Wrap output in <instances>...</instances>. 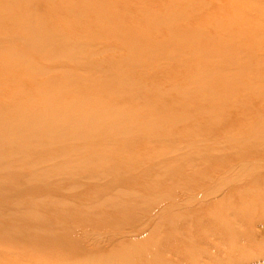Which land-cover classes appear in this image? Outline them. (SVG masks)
I'll return each mask as SVG.
<instances>
[{"label": "rangeland", "instance_id": "rangeland-1", "mask_svg": "<svg viewBox=\"0 0 264 264\" xmlns=\"http://www.w3.org/2000/svg\"><path fill=\"white\" fill-rule=\"evenodd\" d=\"M30 1L49 31L97 55V65L45 57L4 21L0 95H44L51 104L31 105L48 108L87 94L102 110L154 113V132L171 114L184 122L132 144L111 140L112 161L126 162L94 171L101 180L79 172L29 181L26 162L51 150L18 161L20 174L0 173V264H264V0ZM12 17L25 22L19 9H0ZM36 68L50 72L29 76Z\"/></svg>", "mask_w": 264, "mask_h": 264}, {"label": "bare ground", "instance_id": "bare-ground-1", "mask_svg": "<svg viewBox=\"0 0 264 264\" xmlns=\"http://www.w3.org/2000/svg\"><path fill=\"white\" fill-rule=\"evenodd\" d=\"M12 4L14 6L5 5L0 9L3 11L19 9L20 14L25 17V22L19 24L12 17L9 20L8 18H0V24L4 21L8 22L13 29V33L25 39L37 53L48 58L52 56L67 57L70 60L85 61L84 64L89 66L97 65V62L91 63V60L97 55L85 53V50L80 46L67 42L66 38L69 37L55 35L49 31L47 28L48 23L52 21L41 19L40 14L43 11L34 5L32 1L12 0ZM48 9L52 13L61 11L57 7ZM74 19H78V17ZM55 44L63 45L61 53L50 51V46ZM0 55L2 54L0 53ZM17 57H19L18 52L8 53V59L14 61V63ZM49 72L36 68L29 72L28 75L34 74L33 76L45 77ZM61 93L66 98L74 96L73 92H67V90ZM37 98L44 100L47 104H51L46 96L40 95L36 97L21 89L12 90L6 95H0V173L4 174V176L7 175L6 173L17 174L23 170L17 162L25 157L34 155V152L41 154L51 150L50 153L45 154L46 157L43 159H31L26 162L25 167L34 169V172L28 177L29 181L46 182L55 178L61 180L65 177L74 176L79 172L88 176V178L101 180L103 179L101 177H105V175L95 178L93 176L94 171L113 173L112 171H114L116 165L126 162L124 157H119V155L116 157V161H112L113 159L111 158L114 155L113 149L115 146L110 145L111 140L116 139L118 143H123L122 145H125V143L126 145L127 143L132 144L137 139L144 140L151 135L159 136L156 132L160 133V126L173 122V119H176L175 123L177 124L184 122L183 118L178 117L177 114H171L169 118L157 120L156 132H154L151 126L154 122L150 121L154 113L147 118V115L142 113L137 115L134 110L117 109L116 111L114 107L112 110H102L101 107L97 108L99 102L90 101L87 94H81L79 98L83 100L74 101L70 98L71 101L64 100L59 103H53L48 108L31 105L32 100ZM209 104L211 105V103ZM8 108L11 109L12 113L7 112ZM19 111L25 112V115L18 120L12 118V114ZM123 116L128 118L132 125L123 123L125 120ZM62 138L72 142L77 141V143L73 146H63L58 142ZM18 146L23 147V150L21 149L22 151L20 150L21 152L18 155H13L12 149ZM68 147L72 149V152L81 153L75 155L72 159L65 158L61 151ZM222 227L225 226H221L220 229ZM228 227L226 225V228ZM118 256L115 253L107 255L109 260H116L119 258ZM260 257L244 254L243 259H246L249 263H254Z\"/></svg>", "mask_w": 264, "mask_h": 264}]
</instances>
